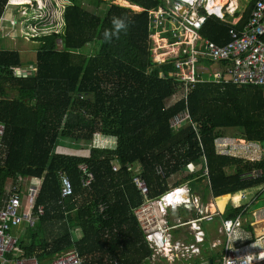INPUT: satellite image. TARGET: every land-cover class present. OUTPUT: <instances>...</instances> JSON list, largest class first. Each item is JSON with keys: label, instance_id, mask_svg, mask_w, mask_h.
I'll use <instances>...</instances> for the list:
<instances>
[{"label": "trees", "instance_id": "1", "mask_svg": "<svg viewBox=\"0 0 264 264\" xmlns=\"http://www.w3.org/2000/svg\"><path fill=\"white\" fill-rule=\"evenodd\" d=\"M8 1L0 0V23ZM127 1L142 10L115 0H65L57 20L59 32L43 28L41 35L32 37L38 57L31 72L22 68L19 51L0 49V124L6 128L7 147L0 162V201L10 181L41 180L35 211L45 206L46 214L31 228L32 239L20 241L18 249L41 264L72 250L87 264H147L154 258L155 250L134 215L146 196L127 163L143 166L149 199H160L179 185L181 181L173 185L170 178L180 173L193 189L208 176L215 198L245 189L254 195L257 188L252 187L264 184V158L220 155L215 148L225 130H239L241 139L264 146V87L218 84L219 79L206 75L196 84L184 83L177 75V61L160 64L154 52L156 32L176 41L171 26L176 0ZM161 9L170 16L164 25L155 26L151 11ZM114 18L127 24L126 31L115 29ZM233 27L232 21L212 16L201 35L224 45ZM186 111L196 128L174 131L172 121ZM96 136L114 143V148L93 147L86 155L58 152L60 139L92 145ZM195 163L200 167L188 173ZM82 164L94 175L89 187L81 183ZM158 164L165 165V175L158 174ZM254 172L261 176L253 177ZM62 176L73 185L66 210L61 204ZM102 204L106 209L100 214ZM246 209L230 210L228 217L246 215ZM243 229L248 242L255 240L250 224Z\"/></svg>", "mask_w": 264, "mask_h": 264}, {"label": "built area", "instance_id": "2", "mask_svg": "<svg viewBox=\"0 0 264 264\" xmlns=\"http://www.w3.org/2000/svg\"><path fill=\"white\" fill-rule=\"evenodd\" d=\"M231 3L222 5L215 0H176L173 2L172 11L175 16L174 22L177 25L174 29L176 41L171 43V39L168 38L169 45L173 48H170V51L155 54L156 62L163 64L176 60L177 75L186 84H196L200 75H206L234 82L240 86L264 87V0H257L243 30L237 28L230 30L231 40L228 43L219 45L209 39H203L200 35V31L209 17L215 16L221 20H227L226 10ZM151 16L155 19L153 21L155 26H162L170 15L161 9L151 11ZM166 32L168 31L166 30ZM161 33L156 32L153 37L158 34L161 36ZM202 60L217 64L221 69L210 70L211 68L201 66L199 62ZM186 92L188 93V91ZM171 125L176 132L193 125L189 112L186 111L175 118ZM193 127L196 128L194 125ZM5 138L6 128L0 124L1 163L7 154ZM215 145H217V151L222 154H232L250 161H258L264 157V148L259 143L219 139L215 141ZM250 153L249 158L243 157ZM80 168L84 171L81 183L83 187H89L94 175L88 170L87 164H82ZM119 168L117 163L113 164L114 171H118ZM126 168L133 173L135 185L146 196L145 203L134 210V215L142 232L155 250L154 264H157V257H160L163 251L171 246L170 241H167L170 227L165 221L164 215L168 208H178L177 206L182 202L181 192L183 194L185 189L176 187L166 197L149 199L151 190L144 178L143 166L140 163H127ZM156 170L158 174L165 175V165L158 164ZM205 172L208 173L207 170ZM260 176L261 172L253 173L255 178ZM27 180L29 185H27ZM40 184L39 178L29 177L28 179L19 178V181L12 187H7L5 198L0 201V264H41L36 257L11 258L20 248V240L12 235V228L22 225L33 228L36 226L37 220L46 214L45 206H40L38 211H35ZM21 185L22 192L20 191ZM72 195L71 180L67 176H62L61 204H63V210H66V201ZM105 209L106 206L102 204L99 207V213H103ZM212 216L204 214L202 218L211 221L214 218ZM243 226L244 220L241 217L225 221L224 230L228 239L222 264H264V236L241 247L234 245V235ZM50 264H87V262L86 258L80 256L77 250H72L57 256Z\"/></svg>", "mask_w": 264, "mask_h": 264}, {"label": "crops", "instance_id": "3", "mask_svg": "<svg viewBox=\"0 0 264 264\" xmlns=\"http://www.w3.org/2000/svg\"><path fill=\"white\" fill-rule=\"evenodd\" d=\"M251 1L252 0H243V1L228 0L226 3L222 4V5H226L228 3H231V5L227 7L226 12L228 15L227 21H229L232 18V20L230 21H232L234 25L233 28H237L238 26H240L239 24H241V22L243 21L245 12L248 13L251 7L250 6ZM255 4L252 7H254ZM252 7L251 10H253ZM20 10L21 11L23 10L22 12L24 14H22L21 17L18 18L19 20L21 19V21H24L25 19H27V17L31 16V13H29V11L31 10L28 11V14H25L24 11L26 10V7H20ZM13 14L17 15V13L15 14V12ZM35 14L38 15L39 13L36 12ZM12 18L13 17L6 19L8 24L11 22V20H13V23H16V20ZM171 26L173 29L177 27L176 23L173 21L171 22ZM245 27L246 24L244 25L243 29ZM166 30L165 33H167ZM9 33L10 32L8 30L4 32L5 36H9ZM4 34L0 30V36H3ZM160 35L161 36H159L158 34L157 36L162 38L164 41L166 39L169 41V39L163 35V32ZM24 37L26 38L25 51L28 52L29 48H31L29 47V44H31L32 37H27V36ZM35 42L37 43V41ZM205 63H207L205 60L199 62L201 66H205ZM214 65L218 66L215 67L214 69H221L219 65L217 64ZM35 67H36L35 64L32 65L27 63H24V65L22 66L24 70H28L29 72H31L32 68ZM219 80L220 81H215V83L219 84L222 82H228L224 79L223 80L219 79ZM225 131L230 132L235 130H225ZM219 139H233V140L250 142L248 140L241 139L238 137H233V138L228 137L224 133L223 136L219 137L217 140ZM215 148H217V145H215ZM262 148H264V146H262ZM218 153L220 155L233 156L239 158L232 154H222L220 152ZM199 167H200V163H195L189 166L187 168V171L188 173H190L192 169H198ZM206 174L207 173H204V175ZM207 177L203 178L201 182H199V186L196 189H193L190 185V180L182 176V173L171 176L170 182L173 185L176 181L178 180L181 181V183L173 187V189L176 187H183L185 189L183 194L181 192L180 195L182 201H186L188 197V192H189L190 200H189V205L182 207L177 206L178 208L175 207L168 208L167 213L164 215V219L168 223V226L170 227V231L167 234V241H170L171 246H169L166 250H164L163 253L160 255V257H157V264H222V262L224 261L226 243L228 239L227 234L225 233L224 230L225 229L224 223L229 219H236L241 217L244 220V227L247 228V226H249L250 224L255 231V240L248 242L246 231L245 229H243L244 227L238 229L234 235V245L237 247H241L246 244L253 243L256 240L260 239V237L264 236V184H259L252 187V188L254 187L257 188V190L254 192V195L253 192L251 194V192L245 191L247 189L241 190L244 191L243 194H247V199L252 198L247 203H244L246 199H243L242 197L243 194H238V192L241 191H237L235 192V194H229L220 198H215L213 195V191L210 188L209 178ZM260 195L262 196L259 197ZM241 207H246L248 209V211L246 209L247 211L246 215L240 214L239 216L233 218L228 217V215L230 214V210L239 209ZM204 214L213 215L212 217L214 218L211 221L202 218ZM13 229L15 228H12V230ZM31 239L32 236L29 237L27 241ZM23 257H26L24 256L23 249L16 251V253L13 256H11V258H23ZM135 262H138V260L136 259ZM154 262L155 260L154 258H152L151 261L148 262L147 264H154Z\"/></svg>", "mask_w": 264, "mask_h": 264}, {"label": "rangeland", "instance_id": "4", "mask_svg": "<svg viewBox=\"0 0 264 264\" xmlns=\"http://www.w3.org/2000/svg\"><path fill=\"white\" fill-rule=\"evenodd\" d=\"M18 4V7L15 3L9 4L7 7L8 9L6 10V13L4 15L3 21L0 26V30L3 32L8 30L9 36H0V49L3 50H17L21 53L22 56V61L27 64H37V57H38V52L35 49L36 48V42L31 39V44H29V50L28 52L25 51V45H26V38L27 37H33L36 35H41V29L46 28L48 31L49 29L57 30V33L61 29L60 26L58 27V18H60V9H62L61 6L64 5L65 0H47V10L41 12L40 15L35 14L40 13L39 7H37V4H40V0L36 1L32 0V2H28V0H13ZM243 1V0H241ZM116 3L122 4V5H129L132 6L134 10L136 11H141V7L132 5L130 2L127 0H115ZM22 3V4H21ZM46 3V0H45ZM28 4H33V7H29V13H31V16L27 17L24 21L19 20L18 18L21 17L22 14H24L20 10V7H26ZM43 5V4H41ZM11 6V7H9ZM240 9V7H239ZM17 10V11H16ZM20 10V11H19ZM17 13V15H14ZM35 12V13H33ZM43 14V15H42ZM36 15V16H34ZM16 20V23H13V20L8 24L6 19L11 18ZM232 20V18L230 19ZM7 28V29H6ZM201 32V31H200ZM187 38V36H186ZM154 44H155V54H158L160 52H167L170 51L173 47L169 45L168 40H163L159 36H154L153 37ZM58 48H61V42H58ZM171 48V49H170ZM205 66L207 68H211L214 70L215 66L214 64L211 63H205ZM226 136L228 137H238L240 138L242 136V132L239 130L235 131H225L223 132ZM100 148V149H113L114 148V143L107 141L101 136H96L93 144L91 143H85V142H80L76 143L71 141L70 139H60L59 140V145L57 147L58 152L61 153H76V154H83L86 155L87 153H90L91 148ZM240 156V155H239ZM243 156V155H242ZM251 156V153L247 156H243L246 158H249ZM21 183V182H19ZM13 182L10 181L8 184V187L13 186ZM27 185H29V181L27 180ZM12 233L15 237H17L20 241H25L27 242V239L32 236V229L28 228L26 226H22L19 228H15L12 230ZM81 233L78 230L75 233L76 239H79Z\"/></svg>", "mask_w": 264, "mask_h": 264}, {"label": "clouds", "instance_id": "5", "mask_svg": "<svg viewBox=\"0 0 264 264\" xmlns=\"http://www.w3.org/2000/svg\"><path fill=\"white\" fill-rule=\"evenodd\" d=\"M36 1H38V0H35V2H36ZM40 1H41L40 4L37 5V3H36L37 7H39V10H40V13H39L38 15H40L41 12L47 10V2H48V1L46 0V3H45V0H40ZM28 2H32V0H28ZM12 3H15V4L17 5V7H18V3L14 2L13 0H9V1H8V5H9V4H12ZM32 3H33V2H32ZM41 4H43V5H41ZM41 6H42V7H41ZM29 7H33V4H28V5H26V10L24 11L25 14H28ZM42 15H43V14H42ZM227 16H228V15H227ZM211 17H212V16H211ZM209 18H210V17H209ZM209 18H208V19H209ZM223 21H224V20H223ZM225 21H226V20H225ZM113 25H114V27H115L116 30H121V29H123V30L126 31V29H127V24H126L123 20H120V19H117V18H114V19H113ZM109 35H110L109 32L106 30V32H105V37L108 38ZM181 188H183V187H181ZM170 191H171V190H170ZM170 191H169L168 194L165 195L164 197L170 195ZM166 200H168V199H166ZM189 200H190V198H189V192H188V197H187L186 201H182V202L179 204V206L182 207V206L189 205ZM172 208H173V207H172Z\"/></svg>", "mask_w": 264, "mask_h": 264}, {"label": "bare ground", "instance_id": "6", "mask_svg": "<svg viewBox=\"0 0 264 264\" xmlns=\"http://www.w3.org/2000/svg\"><path fill=\"white\" fill-rule=\"evenodd\" d=\"M228 0H215V2L219 3V4H224L226 3ZM129 2V1H128ZM243 199H247V194H243L242 195Z\"/></svg>", "mask_w": 264, "mask_h": 264}, {"label": "water", "instance_id": "7", "mask_svg": "<svg viewBox=\"0 0 264 264\" xmlns=\"http://www.w3.org/2000/svg\"><path fill=\"white\" fill-rule=\"evenodd\" d=\"M17 73H18V74H20V73H21V71H20V70H17Z\"/></svg>", "mask_w": 264, "mask_h": 264}]
</instances>
